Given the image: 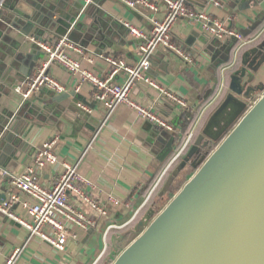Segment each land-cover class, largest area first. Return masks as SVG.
I'll return each instance as SVG.
<instances>
[{
  "label": "crops",
  "instance_id": "obj_1",
  "mask_svg": "<svg viewBox=\"0 0 264 264\" xmlns=\"http://www.w3.org/2000/svg\"><path fill=\"white\" fill-rule=\"evenodd\" d=\"M41 1L52 4L63 0ZM64 1L67 3L64 11L77 13L83 22L78 33L81 40H86V45L83 46L85 50L94 56L92 63L84 61V64L100 74L106 73L109 68L100 56L102 53L124 57L131 65H136L140 59L138 46L142 41L130 35L124 26L125 22L150 30L152 19L163 18L166 12L162 0H153L157 10L144 6L132 9L119 0H93L90 4H85L83 0ZM78 2L83 3L84 8L87 7L85 12L79 9ZM188 2L222 19L231 18L230 23L237 30L249 28L261 11L260 6L245 7L250 0ZM2 3L5 4L2 8L6 11V17L14 15L15 9L31 14L37 11L25 0H2ZM54 17L56 19L57 15ZM33 25L34 28L29 30L30 34L25 35L16 29L7 33L4 29L0 37V75L4 78L0 80L4 86V92L0 93V116L4 115V111L13 113L7 130L16 133L15 140L19 139L12 143L13 146L9 145L12 154L2 159L0 196L4 194L8 197L10 193L17 191L20 201L29 199L24 192L10 185L9 175L22 173L32 163L35 151L46 141L55 138L59 162L40 172L41 182L45 185L52 184L55 176L63 171V162H68L91 180L94 187H89L88 191L106 206L108 213L102 216L90 206H84L96 219V225L88 230L70 226L66 249L58 251L47 242L30 235L19 223L0 212V264H4L15 252V264H95L105 250L109 258L117 254L123 247L121 245L126 236L131 235H125L126 230L148 209L151 205L149 200L161 189L163 184L157 186L148 200L158 178L180 146L185 109L166 97L158 96L144 82H136L133 95L146 104H152L159 114L173 124L174 131H166L140 118L126 105L106 109L93 98L91 85L83 83L78 88L79 78L58 64H52L49 72L66 86L67 92L71 91L76 95H69L60 102L52 101V94L41 89L27 101L23 100L16 87L24 86L28 77L22 79L18 76L20 74L23 77V69L28 68L30 58L36 57L41 49L34 47L36 40L33 34L41 29L48 32L44 34L47 39L59 37L37 22ZM263 29L264 25L247 38L258 37ZM193 32H197L198 36L191 44H187ZM205 37L213 50H209L208 44L202 42L201 39ZM214 39L202 30L199 23L181 19L173 27L171 40L193 53L194 62L184 61L166 46H160L153 54L148 69V75L184 98L188 108L196 110L206 102L199 110L194 124L195 132L199 127L195 134L200 132L228 93L231 74L239 66L241 53L255 42L244 46L237 55L235 46L230 60L216 66L215 63L225 56L224 45L231 39L218 40L220 43L212 44ZM233 60L236 65L231 67ZM257 76V82L264 83V67ZM126 78L127 75L121 73L115 80L121 82ZM79 103L88 108L80 107ZM168 175L169 173L166 178ZM110 196L122 203H110ZM14 209L21 215H26L20 202L14 204ZM129 220L133 221L125 229L109 228L114 223L122 225Z\"/></svg>",
  "mask_w": 264,
  "mask_h": 264
},
{
  "label": "water",
  "instance_id": "obj_2",
  "mask_svg": "<svg viewBox=\"0 0 264 264\" xmlns=\"http://www.w3.org/2000/svg\"><path fill=\"white\" fill-rule=\"evenodd\" d=\"M25 1L37 11L31 14L15 9L14 15L6 17L2 8L5 4L0 0V37L4 29L7 33L16 29L30 34L33 23L37 22L55 34H68L71 40L86 45L78 33L83 22L77 13L76 16L64 11L66 1L52 4ZM78 3L79 9L85 12L87 7ZM255 6H260L261 11L249 28L239 30L244 37L264 24V0H250L245 4L249 8ZM44 34L48 32L41 29L33 34L34 47L39 49L38 41L47 39ZM263 34L264 29L254 44L241 53L239 66L231 74L228 93L169 173L158 197L162 200L167 197L185 169L191 168L193 173L162 209L151 203L126 230L125 235L131 234L133 238L123 245L110 264H264V83L257 82V75L264 67ZM197 36L193 32L187 44ZM201 40L209 42L206 37ZM218 43L217 39L212 41V44ZM236 44L237 39L232 37L224 45L225 56L216 66L230 60ZM208 49L214 48L208 44ZM43 56L41 49L36 57L30 56L23 77L20 74L18 77L31 76ZM3 79L0 75V80ZM42 90L50 92L52 101L58 102L76 95L71 91L56 94L48 88ZM2 92L4 86L0 81ZM3 114L0 116V165L4 157L12 154L9 151L12 143L19 140H15V132L7 130L13 113L4 111ZM5 199L6 195L2 194L0 201Z\"/></svg>",
  "mask_w": 264,
  "mask_h": 264
},
{
  "label": "built area",
  "instance_id": "obj_3",
  "mask_svg": "<svg viewBox=\"0 0 264 264\" xmlns=\"http://www.w3.org/2000/svg\"><path fill=\"white\" fill-rule=\"evenodd\" d=\"M83 1L85 4H90L93 0ZM119 1L132 9L138 6L158 9L153 0ZM162 1L166 6L165 15L160 19H152L150 30L129 22L124 23L129 29L130 35L142 41L138 46L140 59L136 65L129 64L124 57L113 53H102L100 56L109 65V68L106 73L100 74L84 64V61L93 62L92 54H89L79 43L71 40L68 34L59 35L52 40L38 41L44 56L36 63L26 84L17 86L16 91L23 100L29 99L32 94L39 92L42 88H48L56 94L67 92L66 86L49 72L52 64H58L79 78L78 88L83 83L91 85L93 98L103 104L106 109L112 110L117 105H126L134 110L140 118L166 131H174L173 124L159 114L152 104H146L133 95L136 82L140 81L155 90L158 96L166 97L184 109L189 107L184 98L169 90L156 78L148 75L153 54L160 46H166L168 50L177 53L184 61L194 62L195 55L193 53L185 50L182 45L172 42L171 33L174 25L179 20L185 19L190 23H199L207 35L217 40L224 41L235 37L237 39L236 55L244 46L255 41V38L248 39L242 36L239 30L231 26V18L227 20L214 16L205 9L191 5L188 0ZM234 65H236V61L233 60L230 66L234 67ZM121 73L126 74L127 78L121 82L116 81L115 78ZM79 106L84 109L88 108L83 103H79ZM193 138L194 131L187 136L185 142L169 160L151 190L148 200L157 186L163 184L166 174L180 162ZM56 143L57 139L55 138L43 143L35 151L32 163L22 173L9 175L5 172L10 176V185L24 192L29 196V199L20 201L19 193L12 192L5 200L0 201V212L19 223L30 235L40 238L58 251H64L70 235V226L88 230L96 225V219L87 212L84 206H90L102 216H106L108 210L95 195L88 191L89 187H94L91 180L85 178L74 165L68 162H63L64 169L55 176L52 184L45 185L41 182L40 172L59 162V156L55 151ZM109 200L114 205L122 203L113 196H110ZM17 202H20L25 209V216L14 209V204ZM132 221H126L122 225L114 223L109 228L121 229L126 225L128 227ZM16 254L17 252L9 256L4 264H15Z\"/></svg>",
  "mask_w": 264,
  "mask_h": 264
},
{
  "label": "trees",
  "instance_id": "obj_4",
  "mask_svg": "<svg viewBox=\"0 0 264 264\" xmlns=\"http://www.w3.org/2000/svg\"><path fill=\"white\" fill-rule=\"evenodd\" d=\"M264 25V24H263ZM231 26L233 27V25L231 24ZM235 46H237V44L235 45ZM206 102H204L203 104H202V106H200V107H198L196 110L195 109H193V108H187V109H185L184 111H183V119H182V137H181V139H180V146L179 147H181V145L185 142V140H186V138H187V136L190 134V132H192V131H194V135H197V134H195L196 132H198V129H199V127L197 128V130H196V132H195V129H194V124L197 122V117H198V114H199V110L203 107V105L205 104ZM173 156V155H172ZM171 156V157H172ZM166 165V164H165ZM176 166V165H175ZM175 166H173V168L168 172V173H170L174 168H175ZM165 167V166H164ZM189 169H191V168H189ZM186 170H188V169H185V171H183L182 173H184V172H186ZM181 173V174H182ZM181 174H180V176H181ZM165 178H166V176H165ZM164 178V179H165ZM163 179V180H164ZM179 179V178H178ZM178 179L176 180V182L173 184V186L171 187V189H170V191H169V193H168V195H167V197L164 199V200H162V199H160L159 197H158V194H156L153 198H152V200H151V203H156V204H158V202H163V201H166L170 196V194H173L177 189H178V187L180 186V184L181 183H179L178 182ZM151 186H149V188H150ZM159 210V209H158ZM143 214V213H142ZM142 214H140L139 216H141ZM139 218V217H138ZM126 241V240H125ZM126 242H124V244H125ZM124 244H122L121 246H123Z\"/></svg>",
  "mask_w": 264,
  "mask_h": 264
},
{
  "label": "rangeland",
  "instance_id": "obj_5",
  "mask_svg": "<svg viewBox=\"0 0 264 264\" xmlns=\"http://www.w3.org/2000/svg\"><path fill=\"white\" fill-rule=\"evenodd\" d=\"M193 171L194 170H192V169H188V170H186V172H184V173L181 174V176L178 179V182L181 183V184H180V186L178 187V189L173 194H175L182 187V185L187 181L188 177L193 173ZM173 194H170L169 196L172 197ZM152 198L149 200L150 201V204H151ZM169 198L166 201L158 202L157 205H158V209L159 210L164 207L165 203L169 200ZM148 204H149V202H148ZM125 228H127V225L126 226H123V228H121V229H125ZM118 230H120V229H118ZM132 238H133V236H131V235L130 236H126V238H125L126 241L125 242L128 243ZM105 251L102 253L100 259L95 264H110L111 260L116 257V254H115L114 256H112V258H109V256H107V254H106Z\"/></svg>",
  "mask_w": 264,
  "mask_h": 264
}]
</instances>
